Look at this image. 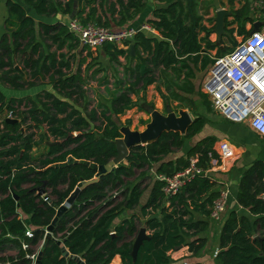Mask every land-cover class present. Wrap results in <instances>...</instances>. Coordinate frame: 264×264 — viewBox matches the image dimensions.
<instances>
[{
    "label": "trees",
    "instance_id": "1",
    "mask_svg": "<svg viewBox=\"0 0 264 264\" xmlns=\"http://www.w3.org/2000/svg\"><path fill=\"white\" fill-rule=\"evenodd\" d=\"M157 1L145 23L157 35L138 30L124 47L105 43L96 50L115 68L113 87L106 88L109 100L98 103L99 111L92 108L86 114L75 104L85 96L83 86L87 83L82 69L85 59L78 58L77 50L87 47L69 30V20L76 17L81 23L121 28L142 12L147 0L6 1L0 81L12 90L44 83L51 89H41L35 98L6 96L0 90V264H31L26 255L43 245L57 208L75 187L95 176L97 165L116 156L115 139L122 136L116 117L136 105L133 96L152 84L166 103L176 102L192 114L186 131H165L150 144L131 147L124 161L83 188L53 225L40 264H79L63 256L57 240L84 264H109L116 255L121 264H172L170 251L188 246L195 253L204 244L200 232L209 226L207 218L218 196L213 190L216 181L209 175H198L166 198L164 182L156 175H173L194 155L204 166L209 153L218 157L216 137L208 135L193 143L185 155L165 159L181 149L186 140L195 138L209 121L208 113L214 112L197 77L203 78L216 57L235 47L236 35H248L256 20L250 16L251 0H228L230 16L225 18L218 44L211 38L215 16L209 24L204 22L205 1ZM24 5L38 16L70 18L51 23L36 21ZM260 11L264 13V4ZM260 20L264 23V18ZM131 44L133 54L129 51ZM99 71L105 70L98 67L93 73ZM107 76L101 82L106 83ZM198 102L205 113L197 110ZM8 113L18 121H6ZM94 122L98 125H92ZM43 142L46 144L39 148V155L33 156V149ZM261 153L240 169L236 200L244 212L231 210L225 216L215 255L217 264H264V199L260 197L264 148ZM145 168H153L155 177L141 204L145 186L124 180L133 176L134 169ZM120 186V194L109 193ZM124 211L131 212L119 219ZM140 227L146 229L149 238L142 241L133 259V242ZM27 228L32 236L25 235ZM24 242L29 245L25 250L21 247ZM10 250L16 255L7 254Z\"/></svg>",
    "mask_w": 264,
    "mask_h": 264
},
{
    "label": "built area",
    "instance_id": "2",
    "mask_svg": "<svg viewBox=\"0 0 264 264\" xmlns=\"http://www.w3.org/2000/svg\"><path fill=\"white\" fill-rule=\"evenodd\" d=\"M69 30L74 32L79 43L89 50H97L105 43L124 47L125 41L134 38L138 31L126 26L117 29L96 25L92 22L81 23L76 17L68 22ZM142 29L150 30L148 25ZM212 104L213 109L233 122L245 123L254 133L264 137V23L256 31L241 37L228 53L216 57L206 72L201 86ZM7 118H15L12 113ZM217 156L208 154L207 165L198 162V155L189 157L188 164L171 176L156 175L163 181L162 191L166 198L172 196L186 183L198 175H209V171L223 158L233 156L231 144L223 141L217 148ZM260 197L264 199V178ZM228 198V189L223 188L213 201L210 219L220 221L224 217ZM26 236H32L27 228ZM22 249L29 247L25 242ZM37 251L27 253L31 264L35 263ZM8 264V262H7Z\"/></svg>",
    "mask_w": 264,
    "mask_h": 264
},
{
    "label": "rangeland",
    "instance_id": "3",
    "mask_svg": "<svg viewBox=\"0 0 264 264\" xmlns=\"http://www.w3.org/2000/svg\"><path fill=\"white\" fill-rule=\"evenodd\" d=\"M203 1L206 2L205 6L202 8V14L204 15V18H205L204 22L206 24L210 23L209 20L212 18L213 15L215 16L216 10L221 9L222 6H225L224 8L226 10L228 8V0H203ZM262 1L263 2H261V0H251L252 6H253V10L251 14L253 15L254 18L256 14L260 13L259 8H261L262 4H264V0ZM235 7H238V5H235ZM214 20H215V17H214ZM249 28H250V25L247 24V29ZM234 34L236 35V32H234ZM211 38L216 40L215 33L211 34ZM240 38H241L240 36L236 35L237 40H239ZM77 53H78V58L85 59L83 61L82 69L84 71V75L86 76L87 83L83 86L85 96L81 98L79 102L75 105L84 114H86V111H89L92 108L99 111L98 103L102 101L107 102L106 100H109V95L107 93L106 88L111 89L113 87L112 82H113V75L115 73V68L108 62V59L105 58L101 52L98 53V51L96 50H89L85 48L82 50H77ZM93 59H95V61L98 62V64H94L95 62ZM98 67H101L105 71L104 72L99 71L97 73H93V71L97 69ZM117 68L120 70L119 66H117ZM105 75H108L107 82L103 83L101 82V79H103ZM205 76H206V73L204 74L203 78H200V75L197 77L196 82L199 83L200 86L203 85ZM41 89L50 90L51 87L48 84L44 83L37 87L22 90L21 93L23 95L28 94L32 98L33 97L35 98L36 94L39 91H41ZM133 99L135 100L136 105L129 107L128 109L125 110L123 114L119 115L115 119L120 124V127L127 125L129 126L131 130L142 131L145 128L146 124L151 120V115L148 113L147 110L144 109L143 104L151 105L154 109L158 110L162 114H166V108H165L166 104H169L172 110L176 114L178 110L180 109L187 110L185 108H181L179 104L176 102L166 103L161 93H159V91L156 89V84H152L148 86L145 91L139 92L137 96H133ZM197 110L201 113H205V110L203 109V107L200 105L199 102H198ZM215 112L208 113L209 114L208 116L210 118V123H212L213 125L217 124L215 121V116L216 115L221 116L219 115L220 113L218 112L215 113ZM189 114L192 117V114L190 112ZM226 123L230 124L231 126L228 129L229 131L228 133L230 134L227 135L226 138L231 139L234 142H236V146L238 148L237 151L234 150L235 148L232 149L234 157L237 155V153H239V155H241L240 159L241 157H246L247 159L251 160L249 162L251 163L253 161V158H256L257 156L262 154L261 151L264 148V140H262L259 136L253 135V133L250 131L249 127L245 123H237V122L232 123L229 121H227ZM212 124H208L206 128L203 130V132H200L195 138L186 140L181 149L172 151L170 154H168L165 157V159L174 160L178 156L185 155L193 143L197 142L200 138L204 137V135L208 134L213 128L215 129V127ZM92 125H98V122H94L92 123ZM34 138L36 140L39 139L37 132ZM51 139L52 138L50 137L49 141H51ZM45 144L46 143L43 142L40 147L33 149L32 155L38 156L40 153L39 148L45 146ZM234 166L236 167L237 164L235 163ZM154 177H155V174H154L153 168L134 169L133 176L126 178L124 181L128 184H134L136 182L138 183L140 182L143 186H145L143 195L140 199V203L142 204L144 203L148 195V191H149L148 186ZM122 188L123 187L120 186L116 190L113 189L115 191L112 190L109 193H111V195L120 194L121 190H123ZM119 197H120L119 199H121L120 195ZM134 210L138 212L139 207H136ZM130 212L131 211H129V213ZM21 218H25V216L22 215ZM35 250L38 252L37 249ZM176 250H181V248H177ZM7 254L16 255V251L10 250L7 252Z\"/></svg>",
    "mask_w": 264,
    "mask_h": 264
},
{
    "label": "crops",
    "instance_id": "4",
    "mask_svg": "<svg viewBox=\"0 0 264 264\" xmlns=\"http://www.w3.org/2000/svg\"><path fill=\"white\" fill-rule=\"evenodd\" d=\"M6 1L7 0H0V38H1L2 34L5 32V27H4L3 21H4L5 15H6V5H5ZM17 1H20V0H17ZM261 2H263V1L261 0ZM157 4H158L157 0H147V4H146L145 8L142 10V12L138 13L132 20L127 22L124 25V27L131 26V27H135L137 30H143L142 26L146 25L145 23H146L147 19H149L151 17L152 9ZM24 7L26 9V12L30 16H32L36 21H44V22H50L51 23V22H55L56 20H60V18H64V19L70 18V16H63L62 17L61 15H56L53 17L38 16L35 14V12L32 8L25 6V5H24ZM224 7L225 6H222L221 9H225ZM261 8H259V11ZM252 10H253V8H252ZM252 10L250 11V16L252 18H254L253 15L251 14ZM260 18H264V13H262L261 11L259 14L255 15V20L261 21ZM145 31H148L149 33H153V34L157 35V32L155 30L150 29V30H145ZM214 33H215V31H214ZM215 35H216V33H215ZM216 38H217V35H216ZM0 90L6 96H16V97L17 96L18 97L23 96V94L21 93L22 90L19 91V90L9 89L1 81H0ZM213 111L215 112L214 109H213ZM215 113H217V112H215ZM219 115H221V116H217V115L215 116V121L217 124L213 125L212 123H210V118H209V121L203 126V128L201 129L200 132H203V130L206 128V126L208 124H212L215 127V129L213 128L208 134H205L204 137L208 136V135H212V136L216 137V144L214 145L215 151H217L219 144L223 141H228L231 144V148L232 149L235 148L234 150L237 151L238 148L236 146V142H234L231 139L226 138V136L230 134V133H228L229 132L228 129L231 127L230 124H228L226 122L227 121L232 122V123H235V122L224 117L222 114H219ZM250 131L253 133V135L259 136L258 134L254 133L251 129H250ZM259 137L261 139L264 138L263 136H259ZM240 156L241 155H239V153H237V155L235 157L232 156L230 158H223L215 167H213L209 171L210 172L209 176L216 181V185L214 186V189H213L214 191H217L219 193V191L222 190L223 188L228 189V198H227V204H226V209H225L226 211L224 213L223 219L220 221H214L208 217L207 218L209 221L208 228L205 231L200 232V236L205 239L204 244L195 253L190 252L188 250V246H183V248L180 247L181 250L175 249L173 251H170V257L172 258V261H173L172 264H176L179 262H201L202 264H217L215 261V255L217 254V252L219 250V245H218L219 232L221 230L222 223H223L225 216L228 215V213L231 210H238L239 212H241V211L244 212L243 208L238 204V202L236 200V194H237L240 169H243V168L249 166L250 165L249 162L251 160L247 159L246 157H241V159H240ZM239 159H240V161H239ZM254 159L255 158H253V160ZM235 163L237 164L236 167L234 166ZM122 214H124V215H122ZM122 214L120 215L119 219L127 217L130 213H129V211H124ZM22 215L23 214L20 213V217ZM199 217L200 216L196 214V218H199ZM22 219L24 220L25 218H22ZM171 252H172V254H171ZM109 264H121L120 257L118 255L114 256Z\"/></svg>",
    "mask_w": 264,
    "mask_h": 264
},
{
    "label": "water",
    "instance_id": "5",
    "mask_svg": "<svg viewBox=\"0 0 264 264\" xmlns=\"http://www.w3.org/2000/svg\"><path fill=\"white\" fill-rule=\"evenodd\" d=\"M230 12L225 9H219L215 12V28L214 31L217 35L216 42L219 44L221 40V36L224 32V20L226 16H229ZM261 21H256L253 25L252 31L258 30L261 26ZM133 44L130 45L129 51L131 54L134 52ZM16 68H18L16 66ZM145 110L151 115V120L146 124L145 128L142 131L131 130L129 126H121L119 128L122 136L115 139V146L117 150L116 156L107 161L105 164H99L96 166V174L90 179L83 181L80 186L74 188V190L69 194L66 198L65 202L57 208V212L55 217L53 218L51 224L47 227V234L44 238L43 245L40 247L37 258L34 264H40L42 253L44 251V246L47 241L51 238V231L53 229V225L56 223L58 218L61 216L62 212L69 208V206L74 202L77 194L85 188L87 185L96 182L101 175L107 174L111 172L117 164L124 161L129 154L130 148L137 145H146L150 144L165 131H178L183 134L186 131L187 126L192 121V117L190 114L183 109L178 110L177 114L172 110L169 104H166V114L160 113L158 110L154 109L151 105L143 104ZM6 121L16 122L18 120L13 118H6ZM68 159H72L69 157ZM42 193L41 190L38 191ZM14 199H17L14 196ZM148 234L146 233V229L144 227H140L138 233L135 237L132 247V257L136 258V254L139 246L141 245L144 239H147ZM57 244L60 246L63 256L72 258L77 261L79 264H84L82 259L79 256L71 255L68 250L65 248L62 241L57 240Z\"/></svg>",
    "mask_w": 264,
    "mask_h": 264
}]
</instances>
